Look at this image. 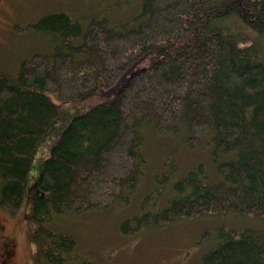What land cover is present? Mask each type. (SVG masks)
Segmentation results:
<instances>
[{"label":"trees","instance_id":"1","mask_svg":"<svg viewBox=\"0 0 264 264\" xmlns=\"http://www.w3.org/2000/svg\"><path fill=\"white\" fill-rule=\"evenodd\" d=\"M139 2L129 19L113 15ZM51 50L0 71V206L22 207L38 145L60 116L55 96L105 99L74 116L43 164L30 215L34 264H89L56 216L129 203L146 170V130L209 148L179 174L168 154L125 235L203 215L253 217L259 228H205L202 264H264V0H111L87 17L46 13L23 27ZM165 200L162 202V199ZM262 226V227H261Z\"/></svg>","mask_w":264,"mask_h":264},{"label":"rangeland","instance_id":"2","mask_svg":"<svg viewBox=\"0 0 264 264\" xmlns=\"http://www.w3.org/2000/svg\"><path fill=\"white\" fill-rule=\"evenodd\" d=\"M110 1L0 0V71L14 73L22 59L51 50L50 36L23 27L27 22L32 24L46 13L56 11H66L75 17L84 18ZM139 9V2L129 3L114 13L113 20H127ZM105 96L97 94L79 102H63L52 96L60 106L61 114L48 127L38 145L27 178L23 205L15 213L0 206V264H34L36 247L31 238L30 215L35 197L41 194L38 181L44 160L60 141L71 119L103 101ZM146 136L145 175L129 203L117 201L105 209L56 216L50 223L52 227L76 237L78 252L89 264H202V255L216 243L214 238L200 242L205 228L220 225L259 228L257 225L261 220L253 217L210 214L174 220L159 228L131 235L123 234L119 229L121 221L137 213L144 195L157 187L154 174L168 154H176L179 164L177 175L184 174L200 162L206 164L212 177L218 175L209 148L187 147L178 135H162L153 127L147 128ZM164 200L165 197L162 202Z\"/></svg>","mask_w":264,"mask_h":264}]
</instances>
